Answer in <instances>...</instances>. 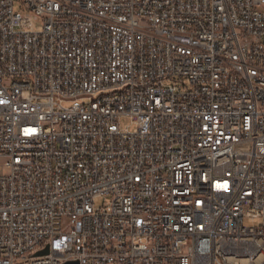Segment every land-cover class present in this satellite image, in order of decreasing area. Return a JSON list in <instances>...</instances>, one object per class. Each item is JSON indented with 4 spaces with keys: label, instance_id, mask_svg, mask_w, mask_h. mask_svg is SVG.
Returning <instances> with one entry per match:
<instances>
[{
    "label": "built area",
    "instance_id": "2783aa9c",
    "mask_svg": "<svg viewBox=\"0 0 264 264\" xmlns=\"http://www.w3.org/2000/svg\"><path fill=\"white\" fill-rule=\"evenodd\" d=\"M0 162V264H264V0H0Z\"/></svg>",
    "mask_w": 264,
    "mask_h": 264
},
{
    "label": "rangeland",
    "instance_id": "374dc122",
    "mask_svg": "<svg viewBox=\"0 0 264 264\" xmlns=\"http://www.w3.org/2000/svg\"><path fill=\"white\" fill-rule=\"evenodd\" d=\"M15 11L22 12L18 4L15 5ZM119 126L121 128L129 127L131 130L134 129L133 125L131 124V121L128 118H121L119 120ZM0 166H1V162H0ZM100 206H101V202L98 205H96V207H100Z\"/></svg>",
    "mask_w": 264,
    "mask_h": 264
},
{
    "label": "bare ground",
    "instance_id": "6f19581e",
    "mask_svg": "<svg viewBox=\"0 0 264 264\" xmlns=\"http://www.w3.org/2000/svg\"><path fill=\"white\" fill-rule=\"evenodd\" d=\"M17 156H27V148H16Z\"/></svg>",
    "mask_w": 264,
    "mask_h": 264
},
{
    "label": "water",
    "instance_id": "95a60500",
    "mask_svg": "<svg viewBox=\"0 0 264 264\" xmlns=\"http://www.w3.org/2000/svg\"><path fill=\"white\" fill-rule=\"evenodd\" d=\"M48 254V247L45 248V250L37 253L36 256H44V255H47Z\"/></svg>",
    "mask_w": 264,
    "mask_h": 264
}]
</instances>
